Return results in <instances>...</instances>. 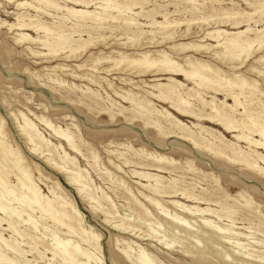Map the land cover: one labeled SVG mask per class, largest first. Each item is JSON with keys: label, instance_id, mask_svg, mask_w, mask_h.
<instances>
[{"label": "rangeland", "instance_id": "374dc122", "mask_svg": "<svg viewBox=\"0 0 264 264\" xmlns=\"http://www.w3.org/2000/svg\"><path fill=\"white\" fill-rule=\"evenodd\" d=\"M15 1L20 0H0V120L4 140L12 149L17 148L15 150L21 153L24 165L29 168L32 181L45 198L52 200L59 208L65 201L66 204H73L76 207L82 219L74 224L77 228L84 229L86 233L91 231L99 236L97 237L99 248L94 247V241L89 234L86 236L91 241L84 242L78 235L68 233L65 225L57 223L44 213L40 214L36 208L18 204L19 202L14 198L18 197V194H15L19 191L15 189L12 193L4 192L2 199L5 201L7 198L5 202H8L10 207L17 208L18 212L20 210V216L13 218L20 234L5 228V221H1L0 236L3 240H0V254H4L5 257L4 260H0V264H15V262L16 264H66L67 261L62 262L61 257L58 256L60 247L56 244V240L65 239L73 244L78 243L80 249H86L90 254L94 253L95 257L101 259V264H133L130 260H126L122 251L127 250L132 257H135L140 249L144 250L155 264H264V173L226 161L213 152L214 148L196 150L191 142L175 137V129H169L165 123L162 124L161 131L156 130L153 125L145 123L144 119L152 120L150 114L143 112L144 116L137 108H132L129 103L115 96L104 81L99 86L86 79L75 77L82 74L86 75L85 78L98 75L99 78L105 77L111 80L115 87L123 90L130 88V85L121 84L117 77H128L138 84L140 80L152 84L153 82L149 81L152 78L150 71L138 74L136 72L141 69L127 67L106 74L101 72V68L111 65L114 62L111 60L117 61L120 53L128 55L129 59L134 58L135 53L141 50L164 49L170 56L181 61L185 54L174 53L166 49V46L182 42L206 45L207 50H189L186 54L218 67L226 77H232L233 72L241 73L249 81L258 84L264 92V77L257 73V69L262 68V65L254 61L259 55H264V46L257 49V45L254 44L249 57L245 58L242 55L238 59H230L222 54L220 47L215 46L213 35L208 34L215 29L236 32L247 26L263 27L264 10H259L257 5L264 0H194V9L190 7L191 4L182 3V0L181 2L180 0H173L174 2L137 0L139 2L137 5L140 7L133 6L125 15L140 23L138 28L140 31L135 33L126 31L122 24L113 21L109 24L110 27L98 33L94 32L89 39L86 33H81L80 38L85 42L83 45L79 42H71V48L75 49L72 54L68 47L59 49L55 53H48V48L37 42L45 36L42 30L37 31L33 28L34 25L30 27L17 25L19 22L31 23L38 20L51 26L52 22L61 21L48 13L67 17L66 11L46 8L45 12L47 10L48 13H45L35 11L29 6L17 7ZM21 1L32 2V0ZM56 1L60 5L87 10H93L98 4L94 1L88 7H84L64 0ZM140 10L141 15L136 14ZM111 11L112 14L116 13L115 9ZM235 11L247 12L250 15L236 21L228 17ZM20 14L26 16L20 18L18 17ZM153 20L172 22L165 31L170 33L172 38L162 39L165 37L164 31L157 26H151L150 22ZM69 21H65V27L70 26ZM70 30L64 29L63 33L67 35ZM19 33L28 34L27 36L34 41L19 38ZM71 37L74 40L78 39L77 33H71ZM156 40L165 42L155 46V43L151 42ZM120 42H125V45ZM127 63L128 61L120 62L122 67ZM79 64H83V67L78 68ZM233 65L237 67L235 71L228 69ZM93 66L96 70L92 69ZM166 77H161L163 82L166 81ZM177 78L183 82L184 88L194 86L192 81L185 80L182 76ZM199 91L205 99H210L213 95L217 99H223L224 96L222 92L215 93L209 87H201ZM133 92L144 93L137 88ZM260 98L264 101L263 95ZM226 100L233 103L231 99ZM151 101L150 109L167 108V104L162 101L153 98ZM196 104L195 113H201L199 111L207 113L206 108L201 109V106ZM253 104L249 107L251 108ZM167 109L192 129H194L192 123H201L206 128L211 127L221 131L226 141H236L231 133L223 131L218 125L189 115L181 116ZM26 120L33 123L41 136L49 142L48 147L33 152L31 145L26 142L19 130L25 125ZM45 121L55 128L69 132L77 144V151L70 150L65 142L46 126ZM249 133L246 134L260 139L258 133ZM237 145L244 152L251 153L254 159H256L254 150L264 155L263 148L251 146L245 140L238 141ZM66 153L70 159L73 158V161L67 163L64 157ZM119 154H122V157ZM159 154L167 157V160H155L154 156ZM119 156L120 158H117ZM122 158L130 162L125 164ZM256 160L258 165L264 168V163ZM141 163L146 165L141 166ZM60 166L68 167V170L58 169ZM158 167L160 171H157ZM132 170L161 175L163 182L156 185L162 190L171 191L167 186L175 185L176 180L178 189L187 187L186 189L197 194L196 196L204 193L208 199L211 197V200L196 201L184 198L179 193L177 195L152 193L139 184L153 185L154 181L138 175L136 177V174L131 175ZM67 172L70 174H66ZM77 172L88 182L85 193L84 191L78 193L76 184L67 181L71 173ZM7 175L5 181L15 185L17 180L14 173L9 172ZM172 200L188 206L208 207L213 211L202 214L203 218L197 214L190 215L172 204ZM161 210H167L170 215L161 214ZM175 214L186 221L188 229L180 228L177 222L174 224L175 222L169 219ZM27 216L35 222L34 226L24 222ZM0 218L7 219V215L0 213ZM202 220L231 229L229 232H237L241 236L231 239L232 243H226L224 240L227 237L223 238L220 232L206 229ZM127 225L130 229L126 228ZM192 233H195V237ZM11 242L12 245H18L17 250L8 247ZM165 243L169 244V248H166ZM52 250L57 252L55 256ZM78 261L85 259L79 256Z\"/></svg>", "mask_w": 264, "mask_h": 264}, {"label": "bare ground", "instance_id": "6f19581e", "mask_svg": "<svg viewBox=\"0 0 264 264\" xmlns=\"http://www.w3.org/2000/svg\"><path fill=\"white\" fill-rule=\"evenodd\" d=\"M64 1H66L68 3H72L74 5H79V6H84V7H88V5L90 3H93L94 1L98 2V4L94 6L93 10H87V9H83V8H75L73 6L60 5L56 0H32L33 3L32 2L28 3L26 1H21V0L19 2L15 1V3H16L15 5L17 7L29 6L30 8H32L35 11H44L45 12L46 8H52L53 10H56V11L57 10L58 11L59 10L66 11L67 17L63 16V15L57 16V14H56V16H54V14L48 13L46 10L45 13H48V15H50L52 17H56V18L60 19L59 21H61V22H55L54 21V22H52L51 26H47L46 24H44L38 20H35L34 22H31V23L30 22L29 23L19 22L17 24L18 27H26V26L30 27V26L34 25L33 28H36L37 31L42 30L44 32L45 36L43 35L44 38L42 40L38 39L37 42L39 44H41L42 46L47 47L49 50L48 53H55L59 49H64L65 47H68L70 49V54H72L75 49L71 48V42H75V43L79 42V43H81V45H83L85 42V40L80 38L81 33H86L88 36V39H89V37H92L91 35L94 32L98 33V31H100L102 29L105 30L106 28L110 27L109 24L113 21L114 22L116 21V22L122 24V26L124 27V29L126 31H131L132 33L140 31L138 29L140 23L137 22L136 19L134 20L131 17L126 16L127 15L126 11H128V10L131 11L133 6H136L137 4H139V2H137V0H64ZM171 1H173V0H171ZM210 1H212V0H210ZM216 1H215V3H216ZM180 2H181V0H180ZM184 2H185V4L186 3L191 4L190 7L192 9L195 8L194 0H182V3H184ZM141 3H143V2H141ZM176 5H178V3ZM257 6H258L257 8H259V10H264V1L259 2ZM138 7H140V6H138ZM112 9L116 10L115 14L111 13ZM152 10H154V9H152ZM190 12H191V10H190ZM141 13H142L141 10H140V12H136V14H140V15H141ZM162 15H164V14H162ZM249 15H250V13H247V12H239V11L236 12L235 11L232 14H230V16H228V17L234 18L236 21H238V19H240V18L243 19V17H246V16L249 17ZM23 16H26V14H20V16H18V17L21 18ZM260 17H262V16H260ZM66 20L67 21L70 20L69 22L71 24L69 27H65L64 23ZM170 23H172V22H169V20L168 21L164 20V21H160V22L153 20L150 22V25L159 27V29L164 31V34H165V37H162V39L169 40L172 38V35L170 33L165 32V31L169 27ZM17 25H16V27H17ZM73 28H75V29L73 30ZM64 29H67V30L71 29L70 30L71 32L69 34L65 35L63 33ZM71 33H77L78 39L74 40L71 37ZM209 33L213 35V39L216 41L215 46L220 47L222 54L224 56L230 58V59H238L242 55H244L245 58L249 57L252 53V47L254 46V44L257 45V49L264 46V26L261 28H251V27L247 26L244 29L237 30L236 32L235 31L229 32V31H226L225 29H215L213 31L208 32V34ZM27 35L28 34L19 33L18 36L21 39L34 41V39L31 40V38ZM164 40H159V41L156 40V41H153L151 43H153V44L155 43V46H158L161 43H164L165 42ZM121 44L125 45V42H122ZM210 47H212V46H210ZM166 49L171 50L172 52L177 53V54L184 53L185 56H183V59L180 61L177 58L170 56V54L167 53L164 49H154L152 51L141 50V51H138L137 53H135L134 58H129V59H128V55H124L123 53H120V57L117 61L111 60V61H114V62H112L111 65H109L108 67H102L101 68V72H104L106 74L110 73V71H112V70H118V69L124 70L127 67H131L134 69L138 68V70L139 69H141V70L145 69L144 71L139 70L140 72L138 71L136 73L141 74V73H145L147 71H150L152 78L149 79V81L153 82L152 84L148 83L146 81H143V80H140L141 82L138 84L128 77H121L120 76V77H117V79L119 80V82L121 84L130 85V88L123 90L120 87L119 88L115 87L111 80H108L105 77L99 78L98 75H97V77H96V75H95V77L90 75L89 78H85L86 75L82 74L81 76L75 75V77H78V78L80 77V78L86 79V80L90 81L91 83L97 84L99 86L101 85V82L104 81L106 83V86L112 91V93L115 96L120 98L122 101L129 103L132 108H137L139 111L142 112V114L144 116H145V114L143 112L148 113V115L150 114V116L152 117V120L144 119L146 121V122L145 121L144 122L145 123L148 122V124L153 125L154 127H156V130L161 131V129L163 127L162 124L165 123L169 127V129L170 128L172 130L175 129V137L191 142V144L194 146V148L196 147V150L202 149V148H204L203 150H205V149L212 150V148H214L213 152L216 155H219V156L225 158L226 161H230L231 163L232 162L238 163V164H241L245 167H248L249 169H255L258 172L264 173V168L260 167L257 163V160H256V159H258L262 163H264V155H261L260 153H258L254 150V153L256 155V159H254L251 156V153L244 152L237 145L238 141L245 140L251 146H255V147L264 149V140H262V139H264V101L260 98V96H262V95L264 96V92L259 88L258 84H256L254 81H249L248 78H246L241 73L233 72V73H231L232 77H226L225 74L222 73V70H220L218 67L213 66L212 64H210L207 61L196 58L195 56H191L189 54H186L189 50H194V51H197V50L202 51L201 49L207 50L208 48H206V45H203V44H197L196 45V44H192V43H182V42L177 43V42H175L173 44H168L166 46ZM245 58H244V60H245ZM124 61H126V62L128 61V63L126 64V66L124 65L122 67L120 62H124ZM254 61L261 63L262 68H258L257 73H259L260 75H262L264 77V55H259ZM130 63H131V65L129 66ZM241 63H243V62H241ZM241 63L239 64V66L241 65ZM77 67L82 68L83 64H79V65H77ZM122 68H124V69H122ZM92 69L96 70L95 66H93ZM228 69H230V70L232 69L235 71L237 69V67L233 65ZM72 75L74 76V74H72ZM160 76L161 77L167 76L166 81L163 82L162 81L163 78H161ZM177 76H182L185 80L192 81L194 86H192L190 88H184L183 82H181L177 78ZM201 87H209L215 93L222 92L224 95L223 99H217V97L214 95L211 96L210 99L203 98V96L201 95V92L199 91V89ZM135 88L140 89L144 93L141 94L138 92H133V90ZM151 98L166 103L167 108L171 109L172 111H174L178 115L193 116V117L197 118L198 120L202 119V120L208 121L212 124L220 126V128L223 131L231 133L232 137L236 141L235 142L226 141L223 134L221 133V131L213 129L211 127L206 128V126L202 125L201 123H192V126L194 128V129H192L189 126H187L181 119H179L173 113H171V111H169L167 108L162 107L159 110L158 109L157 110L156 109L155 110L150 109L149 107L152 103ZM227 98L231 99L233 101V103L227 102V100H226ZM196 103H198L201 106V109L206 108L208 110L207 113H202V111H199L201 113H195L194 112V107H195L194 105H197ZM252 103H254V104L250 108L249 105ZM252 114H254V115H252ZM45 124L47 127L51 128L52 132L60 140L65 142V144L68 146V148L70 150L77 151V144L71 138L69 132H67L66 130H62L61 128H55L54 126H52L47 121H45ZM151 125H149V126H151ZM2 129L3 128L1 126V120H0V213H3V215L4 214L7 215V219L0 218V223H1V221H5V228H7L8 230H10L13 233L20 234V230H18V228H17L16 221H14V219H15L14 217L18 218L20 216V214H19L20 210L18 212L16 210L17 208L15 209L12 206L10 207L9 204H7L8 202H5L7 200L5 195H4V197L6 198V200L3 201V199H2L4 192L12 193V192H14L15 189H18L19 192L15 194V195L18 194V197L17 198L13 197L14 199H16L19 202L18 204L21 203L25 207H28V208H33V207L36 208L40 212V214L44 213L48 217H50L54 221H56L57 223H59L61 225H65L68 233L78 235L80 237L79 239H81L84 242H89V240L91 241V239L88 240V236H86L87 234H89V237H91L92 240L94 241V247H98L97 237L99 238V236H97L96 234H93V232H91V231L86 233V231L84 229H82L80 227L77 228V226L74 224V222H77V223L80 222L82 217L73 204H66L65 203L66 201H65V202H63L62 205L59 204L60 205V208H59V207L55 206V203L52 200L45 198L42 195L39 188L32 181L33 179L31 178V176L28 172L29 168L27 169V167L25 166L26 164L24 165V163H23L24 160H23V156L21 155V153L18 150H15L17 148L12 149L11 146H9L8 143L4 140V132L2 131ZM19 130H21L22 135H23V137H25L26 142L31 145L33 152H34V150H36V151L41 150L42 147H48L49 146V142L41 136V134L36 129L34 124L31 123L30 121L26 120L25 125L22 126L21 129H19ZM245 132L248 134H250L249 132L258 133L260 136V139L252 138L250 135H247ZM31 147H30V149H31ZM150 155L152 156V154H150ZM120 156L117 158H120ZM253 156H254V154H253ZM64 157H65V160L67 161V163H68V161L69 162L73 161L72 160L73 158L70 159L67 156V153L64 154ZM154 157H155L154 159L157 161L167 160L166 159L167 157L165 158L160 154L157 156L155 155ZM49 159H50V157H49ZM122 160H124L125 164L126 163L128 164V162H130L127 159L122 158ZM131 162H134V161H131ZM53 165H54V163H53ZM142 165H146V164L141 163V166ZM55 166H56V164H55ZM64 167L65 166H60V167H58V169H63L65 171L68 170V167H65V168ZM115 167H117V166H115ZM161 168H163V167H161ZM159 169H160V167H158V170L157 169L156 170L160 171ZM132 171H133V173L131 175L136 174L135 175L136 177L138 175V177L145 178L148 180L151 179L154 181L153 185H155V186H153L151 183L139 184L142 186V188L145 187L147 190L152 191V193H163V194L171 193V195H173V194L177 195V193H179L184 198L195 199L196 201H199V199L201 201H205V202H208L211 200V197H210V199H208V197L205 196L204 193L201 196H196L197 194H195V193L193 194L192 191L190 192L189 190H187L186 189L187 187H184V188L181 187V189H178L176 180H175V185L170 184L167 186L168 188L171 189V191H166L165 189L162 190V188L157 187V185H158L157 183L163 182L161 179L162 178L161 175H159L157 173L147 172V171H135V170H132ZM9 172L10 173L13 172L15 175L14 177H16L17 183L15 185H11V184L7 183V181H5V175H7ZM66 174L69 175L70 173L67 172ZM71 174L72 175L68 176V178L66 176L67 181H69V183L71 182V184L72 183L76 184V185L75 184L74 185L76 186V191L78 193H81L83 191L85 193L86 185H88L87 180L84 179L80 175L79 172H77L76 174L75 173H71ZM74 174H75V176H74ZM169 183H170V181H169ZM174 187H175V189H174ZM87 191H88V189H87ZM131 193H132V191H131ZM11 198H12V196H11ZM136 200H138V199H136ZM9 202H11V201L9 200ZM153 203H155V202H153ZM171 203L178 206V208H181V210H184V212L190 213V215L191 214H193V215L197 214V215L201 216L202 218H203L202 214H204L206 212L209 213V211H213L208 207H199L196 205L195 206H188V205H185V204H183L179 201H176V200H172ZM206 204H208V203H206ZM156 205H158V204L156 203ZM159 205H161V204H159ZM61 206H62V208H61ZM64 206H67V207L65 208ZM243 207H242V209H243ZM222 210H223V208H222ZM161 211H162L161 214L165 215L168 213L167 215H170V213L167 212V210H161ZM210 213H212V212H210ZM223 214H225V213H223ZM21 215H22V213H21ZM175 215L169 219L173 220L175 222L174 224L178 223L177 225L180 226V228L183 227L184 229L185 228L188 229L189 226L185 224L186 221L180 219V216L178 217V215H176V216ZM227 217H228V215H227ZM154 220H155V218H154ZM135 221H137V220H135ZM24 222H27L31 226L35 225V222L29 216H27V219H25ZM157 224H158V222H157ZM202 224L206 227V229L210 228L212 230L220 232L221 235L223 234V238L227 237L226 240L223 239L224 241H226V243L227 242L232 243L231 239H236V238H238L237 236H239V235L241 236L240 233L237 234V232L234 233L233 231H232L233 233L229 232V231H231V229H228L226 227H221L218 225L216 226L214 223H211L208 220L207 221L202 220ZM2 225H4V223ZM186 226H188V227H186ZM128 227H129V225L126 226V228H128ZM201 228L202 227H200V230H202ZM33 229H35V228H33ZM129 229H130V227H129ZM227 232H229L228 235L224 236ZM194 234L192 233V235H194ZM209 234L212 235V233H209ZM0 235H1V233H0ZM161 235H163V234H161ZM230 235H232V236H230ZM194 237H195V235H194ZM1 239L2 238L0 236V240ZM25 239H27V238H25ZM200 241L202 242V240H200ZM16 243H18V242H16ZM12 244L13 243L11 242V245H8V247L11 250H17L18 245L16 246V245H12ZM56 244H57V246L60 247L59 252H58V256L61 257L62 262L67 261L66 264H90V263L101 264V259H99L98 257H95L93 255L94 253L90 254L89 252L86 251V249L85 250H83V248L80 249V246L77 245L78 243L73 244V243H71L70 240L65 239V240H56ZM88 244L90 245L91 243H88ZM165 245H166V248H169V244L165 243ZM18 252H19V250H18ZM122 252H123L124 257H126V260L127 259L130 260L133 264H155L154 260L151 257H149L144 250L140 249L135 257H132V254H130L127 250H123ZM52 254H53V256H55L57 254V252H54L52 250ZM79 256H83L85 261H78ZM4 257H5L4 254L3 255L0 254V260H2ZM201 258L205 259L204 257H201ZM15 264H16V262H15ZM63 264H65V263H63Z\"/></svg>", "mask_w": 264, "mask_h": 264}]
</instances>
